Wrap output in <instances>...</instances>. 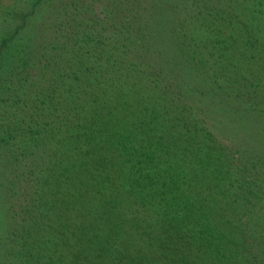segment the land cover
<instances>
[{
    "label": "trees",
    "instance_id": "trees-1",
    "mask_svg": "<svg viewBox=\"0 0 264 264\" xmlns=\"http://www.w3.org/2000/svg\"><path fill=\"white\" fill-rule=\"evenodd\" d=\"M245 1L235 8L233 0H190L189 18L197 25L175 30L187 68L208 76L212 86L224 73L221 66L217 73L216 57L224 37L234 39L243 60L236 64L243 70L240 82L251 88L256 84L250 78L258 71L254 58L264 52V0L249 6ZM90 4L82 11L91 22L100 13L107 24L109 14ZM138 22L126 33L113 25L109 43L88 28L91 23L80 33L66 34L73 40L75 60L72 52L66 66L55 62L54 74L46 68L56 53L35 62L29 54L18 58L23 71L36 62L41 68L43 90L33 80L27 86L30 93L36 91L32 104L42 120L31 116L21 125L12 122L22 130L11 150L21 148L17 152L23 155L22 143L41 140L52 153L38 174L30 169L10 176L14 199L5 206L10 219L0 238V264H264L262 229L254 221L250 233L245 230V217L257 220L254 214L264 206V179L257 183L261 167L253 163L254 169L246 171L242 164L232 171L230 157L228 165H221L225 168L219 162L210 174L213 170L200 159L188 160L190 149L199 150L212 139L199 136L200 124L193 114L192 120L187 117L189 109L172 94L177 91L156 83L154 55L140 46L145 31ZM15 30L3 32L0 44ZM55 34L51 46L65 52ZM136 102L135 114L126 105ZM118 103L123 105L119 113L106 109ZM11 134L0 136V143L7 144ZM67 142L70 147L63 146ZM69 151L71 165L64 158ZM227 152L235 155L230 148ZM232 187L235 191H229ZM252 195L256 200H249ZM226 205L233 218L222 217Z\"/></svg>",
    "mask_w": 264,
    "mask_h": 264
},
{
    "label": "rangeland",
    "instance_id": "rangeland-1",
    "mask_svg": "<svg viewBox=\"0 0 264 264\" xmlns=\"http://www.w3.org/2000/svg\"><path fill=\"white\" fill-rule=\"evenodd\" d=\"M189 1L0 0V36L3 32L16 28L14 36L12 35L6 43L0 44V136L8 131L14 135L8 137L7 144L0 143V238L9 226V210H6L5 206L13 202L14 199L10 188H8L10 176L14 173L23 174L30 169L38 174L44 164L48 163L47 160L52 153L51 148L41 140L34 142L31 146L22 143L23 155H20L19 151L17 152V150L21 151V148L11 150L14 145L12 142L21 137L22 127L19 125L23 123L22 119L29 122L32 116L36 120H42L38 118L37 110L35 111L32 104L36 91L33 90V93H30L28 90H32V87L27 86L33 80L38 90H43L44 82L39 76L41 68L36 62V66L31 70L28 68L23 71L21 59L18 58L26 59L29 54L30 60L33 59L35 62L38 58H46L49 53H56L54 62L50 60L46 68L48 72L54 74L56 72L52 69L55 68V62L57 65L66 66L64 64L65 57L73 52L71 45L73 40L63 36L74 30H78L80 33L82 28H87L83 25L88 23H91V27L88 26L91 31L95 34L98 33L103 42L109 43L111 39L108 38V34L110 31L112 32L113 25L123 27L126 33V28L133 29L140 25L138 22L140 18L141 29L145 31L140 46L148 51V55H154L152 66L157 71L156 83L170 85L172 89L176 90L177 93L172 94L179 97V102L186 105L187 110L189 109L187 117L192 120L193 114L196 116L195 123L200 124L199 126L193 124V127H198L196 131L199 136L204 138L203 140H208L205 137L212 139L208 140L209 144H202L199 150H196L192 144H188L190 148H194L189 150L188 160L197 161L200 159L204 165H208L210 170H213L210 173L213 174L218 168L219 162L221 168L225 164L228 165L229 158L232 157V171L236 166L240 168L242 164L245 165L246 171L260 166L257 183L264 179V52L257 53L254 58V65H257L258 71L250 78V80H257L252 88L251 85L247 87V83L244 85L240 82L239 77L242 76L243 70H238L236 64H241L243 60H241L234 39L231 37H224L219 45V50L216 49L218 54L216 56L218 59L217 73L220 66L224 72L222 75L217 74V84L214 83L212 86L210 78L199 71L191 72L187 68V60H184V56L178 48L179 34L175 35V30H186L195 24L193 20L196 19L189 18L191 14ZM233 1L235 8H238L243 2V0ZM252 1L246 0L245 2L249 6ZM91 2L109 14L107 18H104L109 26L101 22L100 13L97 14L98 19L95 18L96 22L92 21V23L91 15L82 11L84 4L87 6ZM119 3L123 4V8H115ZM75 7L78 8L74 9ZM89 11L91 12L90 8ZM222 26L225 25L222 23ZM230 28H227V31H231ZM53 33H57L55 35L59 44L66 46L65 52L61 48L51 46ZM42 46H51V49L41 52L38 49ZM73 57L75 60V52H73ZM41 61L43 62V60ZM24 74L25 76L29 75L30 78L23 80ZM132 88L134 91H138L137 83H133ZM126 106L131 107L135 114L137 113V102ZM122 108L123 105L119 103L115 106L112 104L106 106L108 111L116 113L122 111ZM12 122H17L19 125L14 126ZM143 130H151V128L144 127ZM59 145V143L56 144L57 153ZM63 146L70 147V144L67 142ZM227 148L232 149L235 155L227 152ZM56 158L54 159L56 160ZM64 158L65 160L69 158L71 165L73 153L69 151ZM255 158L259 159L258 162L253 161ZM17 160H21L22 163ZM253 163L256 164L254 167H252ZM235 189L232 187L229 191H235ZM232 194L229 192L226 195L227 201L231 199ZM249 197L251 201L256 200L254 195ZM215 198L218 202L219 198ZM213 203L217 208L218 203ZM226 208L224 211L222 210V217L233 218L235 214L232 215V208L230 206ZM261 208L258 210L259 214L257 212L254 214L259 215L256 217L257 220L249 217V214L248 217H245L247 233H250L254 221L264 233V206ZM253 234H257V232Z\"/></svg>",
    "mask_w": 264,
    "mask_h": 264
}]
</instances>
